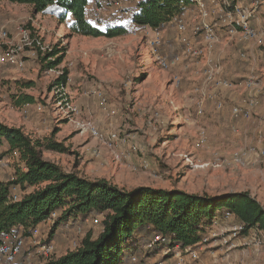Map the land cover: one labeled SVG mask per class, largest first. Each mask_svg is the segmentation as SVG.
Returning <instances> with one entry per match:
<instances>
[{
	"label": "rangeland",
	"instance_id": "obj_1",
	"mask_svg": "<svg viewBox=\"0 0 264 264\" xmlns=\"http://www.w3.org/2000/svg\"><path fill=\"white\" fill-rule=\"evenodd\" d=\"M110 14L107 11L104 18ZM188 18L185 38L202 48L191 31L197 18L194 14ZM116 19L128 28L127 35L82 37L69 30L70 17L61 22L50 14L34 13L28 5L0 0V28L8 32L9 42L22 47L18 58L23 62L21 69L6 65L0 72V124L21 128L41 144L49 140L63 144L64 153L41 149L42 159L88 180L105 179L126 191L148 187L209 197L248 192L264 208V158H250L243 167L207 166L212 159H229L247 147L264 149V39L256 44L224 38L210 52L193 59L183 56L180 36L168 29L161 55L167 63L179 59L161 68L143 33L130 22ZM107 24L103 21L101 27ZM238 50L246 52L244 60L239 59ZM54 51L57 55L48 57ZM56 57L61 62L48 69L46 64ZM207 64L216 65L219 77L232 84L216 97L206 81ZM62 76L65 85L58 88ZM251 81L252 87H246ZM27 97L32 103L26 104ZM217 98L222 102L219 110ZM248 98L257 99L251 117H234L231 108L243 106ZM20 100L22 104H17ZM200 102L203 113L199 115ZM80 125H91L104 138L114 140L117 152L128 149L123 141L137 152L114 160L102 143L79 130ZM201 130L207 134L204 144L198 139ZM98 148L102 155L95 159L92 152ZM6 150L0 146L2 183L11 181L20 167ZM28 191L20 190L22 196ZM93 218L64 217L55 226H41L42 240L54 243L53 256H62L77 237L76 227L82 229L80 237L88 232L97 237L101 227L92 224ZM237 224L234 218H218L196 248L199 260L189 261L184 254L183 264H264V232L252 229L224 244L227 230ZM165 250L161 243L143 246L135 264H179L177 249L166 256ZM12 263L0 256V264Z\"/></svg>",
	"mask_w": 264,
	"mask_h": 264
},
{
	"label": "trees",
	"instance_id": "obj_2",
	"mask_svg": "<svg viewBox=\"0 0 264 264\" xmlns=\"http://www.w3.org/2000/svg\"><path fill=\"white\" fill-rule=\"evenodd\" d=\"M6 1L28 5L36 14H53L61 22L70 17L69 30L78 36L113 39L128 34V28L117 24V17L111 14L99 23L85 21L84 10L91 0ZM187 3V0L146 1L138 6L130 24L138 30L157 29L179 14ZM103 21L110 25L101 27ZM50 55L54 57L57 52L48 57ZM55 59L46 64L48 69L61 62L60 57ZM65 79L64 76L59 78L57 86L63 87ZM26 100V104L32 103V98ZM1 145L6 146L8 155L17 153L20 167L11 181L0 182V248L6 239L13 242L17 236H24L18 226L24 229L37 226L56 211H61L60 219L102 218V231L96 238L88 232L77 249H70L59 257L52 256L45 262L37 258V264H129L132 256L141 253V247L149 245L146 238H163V246L170 251L176 247H195L203 241L213 222L225 218L226 214L244 225L243 234L252 229L264 232V208L248 192L209 197L148 187L126 191L105 179L88 180L43 160L41 149L64 153L66 148L52 140L44 144L32 140L21 128L0 124ZM12 185L31 191L20 201L12 202L9 191ZM159 245L157 243V247ZM24 255H21V263Z\"/></svg>",
	"mask_w": 264,
	"mask_h": 264
},
{
	"label": "built area",
	"instance_id": "obj_3",
	"mask_svg": "<svg viewBox=\"0 0 264 264\" xmlns=\"http://www.w3.org/2000/svg\"><path fill=\"white\" fill-rule=\"evenodd\" d=\"M149 0H91L88 2L84 10L83 18L87 22L99 23L101 19L106 15V12L109 11L111 15L116 16L124 21L133 22L135 14L137 13V8L142 3ZM187 4L183 7L181 12L175 16H172L168 22H164L157 29L152 28H143L139 29V33H143L144 39L152 51V55L155 58V61L161 68H168L169 65H174L179 59L178 57L174 59L171 63H167L166 60L161 55L162 48V39L163 34L168 29H172L178 36L182 43V53L183 56L191 57L197 59L204 52H210L214 46L220 44L222 39H227L229 41L237 43H260L264 39V27H254L252 22L256 21L258 13L264 11V0H251L248 4H242L240 0H187ZM193 12L197 18L195 26L191 28V31L195 36H198L202 48H196L187 41L185 35L188 32V17L189 13ZM50 16L55 17L53 14ZM22 39L26 40L27 35L23 34ZM39 45L38 43H36ZM22 49L20 46H15L8 41V32L5 28H0V72L6 66H13L15 68H22L23 62L18 58V53ZM246 52H239L238 56L240 60L246 58ZM206 81L212 85V96L216 97L218 91L223 89L227 90L232 87V84L225 79L219 77V68L216 65L207 64L206 66ZM246 87H252L253 83L246 82ZM245 87V86H244ZM97 97L101 100L102 94L97 93ZM211 96V97H212ZM205 95L202 94V101ZM210 97V98H211ZM105 102L104 99L101 100ZM243 106H234L231 108V113L234 117H242L244 119H249L251 117V109L257 105L256 98H248L243 101ZM203 102H200V108L198 114H202L201 109ZM217 109H221L222 102L217 98L216 101ZM203 107V106H202ZM80 131L86 132L93 139L102 143L108 151L112 152V157L114 160H120L123 156H129L133 152H137V148L130 143L123 141V145H127L128 149L125 152L116 151V142L111 139H106L104 136L97 130V128L92 127L91 125H80L78 126ZM198 139L200 144H204L207 140V134L204 130L198 132ZM93 158L99 159L102 155L101 150L94 149L92 152ZM12 158L17 159V153L11 155ZM264 158V149H258L255 147H247L244 150L235 152L231 155L229 159H212L210 160L207 166L212 167H243L247 164L248 159ZM1 167V162H0ZM10 191V201L17 202L22 198V193L18 185H12L9 189ZM62 213L61 211L53 212L50 217L44 220L41 224L24 229L21 226H18V229L21 231L24 236L20 235L14 238L13 242H9L6 239V242L0 248V255L4 258H13L19 257L23 254L28 260L26 264H37L35 259L41 258L42 262H45L52 258L55 247L53 242H48L45 239L42 240V234H40L41 226H55L56 222L59 221ZM100 216H96L91 220L92 224L95 226L101 227ZM225 219H233V216L226 214ZM72 220V219H68ZM68 220L66 222H68ZM68 224V223H67ZM66 227L68 228V225ZM102 231V228H101ZM244 232V225L238 223L235 226L230 227L227 230V240L224 241V244H228L235 239H238ZM82 229L76 227L75 235L76 238H73L70 242V249H77L80 246V240L83 236ZM205 240L195 247L188 248H178L175 252L176 260L179 264H183L184 259L182 255H187L189 261H198V253L196 251L197 247H200ZM165 244L163 238L156 237L152 242L149 243L148 247H151L153 244ZM170 254V250H165L164 255ZM32 256H34L32 258ZM131 263L135 264L137 259L135 256L131 257ZM155 264H162L158 262Z\"/></svg>",
	"mask_w": 264,
	"mask_h": 264
},
{
	"label": "crops",
	"instance_id": "obj_4",
	"mask_svg": "<svg viewBox=\"0 0 264 264\" xmlns=\"http://www.w3.org/2000/svg\"><path fill=\"white\" fill-rule=\"evenodd\" d=\"M240 2L242 3V4H248L249 2H251V0H240ZM192 16L193 15V12H190L189 13V16ZM262 15V16H261ZM261 17H264V11L263 10H261L259 13H258V16H257V18H256V21H254V22H252V24H253V26L254 27H264L262 24L264 23V21L263 20H261ZM188 20H189V18H188ZM188 22V21H187ZM171 29V28H170ZM240 51L238 50V53H239ZM231 95H232V93H231ZM229 97H230V95H229ZM26 255H24L22 258L24 259L23 261H22V263L20 262V260H21V258H17V257H13V258H11L12 260H13V262H15L16 264H26L27 262H28V258L27 257H25ZM19 257H21V256H19Z\"/></svg>",
	"mask_w": 264,
	"mask_h": 264
},
{
	"label": "water",
	"instance_id": "obj_5",
	"mask_svg": "<svg viewBox=\"0 0 264 264\" xmlns=\"http://www.w3.org/2000/svg\"><path fill=\"white\" fill-rule=\"evenodd\" d=\"M227 195H223V196H220V197H226Z\"/></svg>",
	"mask_w": 264,
	"mask_h": 264
}]
</instances>
